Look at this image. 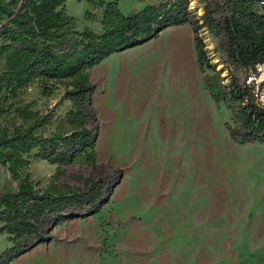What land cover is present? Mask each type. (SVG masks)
I'll return each mask as SVG.
<instances>
[{
	"label": "rangeland",
	"instance_id": "rangeland-1",
	"mask_svg": "<svg viewBox=\"0 0 264 264\" xmlns=\"http://www.w3.org/2000/svg\"><path fill=\"white\" fill-rule=\"evenodd\" d=\"M199 1L190 0V8L202 15ZM158 3L121 0L118 6L133 14ZM65 6L80 30L103 31L102 8L85 0H68ZM202 35L211 61L226 76L218 38L207 29ZM131 49L89 71L96 86L91 123L98 127L95 166L79 158L57 179L83 188L84 180L101 178L107 202L99 213L54 226L50 240L8 264H264V143L242 144L232 138L226 125L232 123V111L205 86L193 24L169 27ZM257 72L252 78L264 105L259 87L264 65ZM20 99L47 115L49 122L40 129L45 134L55 131L72 107L63 89L42 96L37 83ZM35 153L25 170L38 187L46 188L56 180L57 165ZM17 189L18 181L0 163V192ZM200 202L209 218H218L217 231H206L208 222L201 231L182 226ZM11 245L8 234L0 235V259Z\"/></svg>",
	"mask_w": 264,
	"mask_h": 264
},
{
	"label": "trees",
	"instance_id": "trees-1",
	"mask_svg": "<svg viewBox=\"0 0 264 264\" xmlns=\"http://www.w3.org/2000/svg\"><path fill=\"white\" fill-rule=\"evenodd\" d=\"M67 1L0 0V163L18 181L16 191L0 192V235L8 234L12 242L0 264L50 240L51 230L62 221L102 210L108 200L105 180H84L83 188L57 182L79 158L96 163L98 127L91 125L96 86L89 71L168 27L193 24L205 86L232 111V123L226 124L232 138L242 144L264 143V105L252 78L264 64V0H200L202 15L191 10L190 0H159L133 14L121 11V0H85L103 9L101 33L80 30L66 11ZM204 29L218 38L226 76L211 61ZM35 83L42 96L63 89V98L72 104L49 134L40 131L49 122L47 115L20 99ZM259 87L264 89V81ZM34 151L35 157L57 165L56 180L46 188L38 187L25 170Z\"/></svg>",
	"mask_w": 264,
	"mask_h": 264
},
{
	"label": "crops",
	"instance_id": "crops-1",
	"mask_svg": "<svg viewBox=\"0 0 264 264\" xmlns=\"http://www.w3.org/2000/svg\"><path fill=\"white\" fill-rule=\"evenodd\" d=\"M136 48H138V47H136ZM127 51H129V50H127ZM201 195H202V193H201ZM204 195H205V193L203 194V197H204ZM203 197L200 196L199 199L203 200ZM202 202H200V206L199 207H196L195 212L191 214L192 218H188L187 217L186 221L182 224V226L183 227L185 226L188 231H201L200 229H202V224L204 222H208L210 228L208 230H206V229L205 230L206 231H217V230H215V225H216V221H217L216 219H218V218H215V219L214 218H209L207 212L204 211L202 206H201ZM171 213H173V212L171 211ZM166 217H167V219H171L172 214H168ZM165 218H163V219H165ZM191 219H192V221H191ZM167 232L170 233L171 235L172 234L173 235L177 234V235H180V236H182V235L185 236L187 234V231H167ZM254 246H256V245H254ZM257 247H258V245H257Z\"/></svg>",
	"mask_w": 264,
	"mask_h": 264
},
{
	"label": "bare ground",
	"instance_id": "bare-ground-1",
	"mask_svg": "<svg viewBox=\"0 0 264 264\" xmlns=\"http://www.w3.org/2000/svg\"><path fill=\"white\" fill-rule=\"evenodd\" d=\"M264 65V64H263Z\"/></svg>",
	"mask_w": 264,
	"mask_h": 264
}]
</instances>
